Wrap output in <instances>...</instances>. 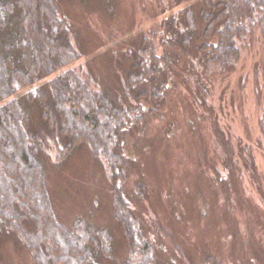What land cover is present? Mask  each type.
<instances>
[{
	"label": "rangeland",
	"instance_id": "374dc122",
	"mask_svg": "<svg viewBox=\"0 0 264 264\" xmlns=\"http://www.w3.org/2000/svg\"><path fill=\"white\" fill-rule=\"evenodd\" d=\"M60 3L82 54L70 67L117 107L142 105L139 119L132 111L126 126L112 130L108 150L126 160L116 183L90 141L65 158H57L53 144L40 153L60 221L72 229L84 219L112 234L109 250L94 251L92 264H133L137 258L115 216L118 193L137 238L147 240L163 264H264V33L246 35L241 57L224 65L208 62L199 48L203 0ZM189 5L198 30L184 49L173 33L185 28L179 13ZM174 16L179 24L172 30ZM145 37L172 60L158 78L166 87L157 100L151 81L141 83L150 95L139 100L126 81ZM46 84L47 78L36 83ZM30 88L20 99L39 127V106L24 96ZM0 264H37L7 227Z\"/></svg>",
	"mask_w": 264,
	"mask_h": 264
},
{
	"label": "trees",
	"instance_id": "16d2710c",
	"mask_svg": "<svg viewBox=\"0 0 264 264\" xmlns=\"http://www.w3.org/2000/svg\"><path fill=\"white\" fill-rule=\"evenodd\" d=\"M203 2L198 15L204 39L199 48L208 62L237 61L243 38L256 30L264 33V0ZM179 14L186 18L185 28L173 35L188 49L198 30L196 15L192 5ZM172 19L168 23L173 30L179 22L175 16ZM81 55L60 0H0V236L5 227L11 228L37 264H92L94 251L107 252L113 238L107 227L84 219L72 229L60 221L41 151L53 144L57 158H65L90 141L95 152L105 156L116 183L118 167H125L126 160L108 150L112 130L126 126L125 117L132 111L138 119L142 113L140 103L120 108L106 92L92 90L70 67ZM171 65L170 54L158 51L152 38L145 37L126 74L129 90L137 100L148 97L150 91L140 85L151 81L157 100L166 87L158 78ZM42 78H47V84L36 85ZM26 88L30 89L25 98L39 106V127L33 125L20 99ZM115 216L124 222L130 247L137 254L133 264H163L150 243L137 238L119 193Z\"/></svg>",
	"mask_w": 264,
	"mask_h": 264
}]
</instances>
